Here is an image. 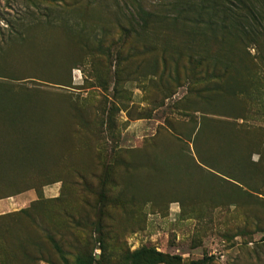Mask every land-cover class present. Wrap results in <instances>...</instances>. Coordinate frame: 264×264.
Listing matches in <instances>:
<instances>
[{
	"label": "rangeland",
	"instance_id": "374dc122",
	"mask_svg": "<svg viewBox=\"0 0 264 264\" xmlns=\"http://www.w3.org/2000/svg\"><path fill=\"white\" fill-rule=\"evenodd\" d=\"M161 1L145 0L157 18L173 12ZM117 3L0 0V200L33 192L0 215V264H124L141 247L264 264L263 42L225 93L172 30L124 35ZM200 121L204 164L184 141ZM155 135L154 172L107 165Z\"/></svg>",
	"mask_w": 264,
	"mask_h": 264
},
{
	"label": "trees",
	"instance_id": "16d2710c",
	"mask_svg": "<svg viewBox=\"0 0 264 264\" xmlns=\"http://www.w3.org/2000/svg\"><path fill=\"white\" fill-rule=\"evenodd\" d=\"M115 5L119 7L118 0H114ZM262 2L261 12L256 8L255 2ZM264 0H162L160 7H167L172 14L157 18L150 4L145 0H122L124 7L131 11L127 17L122 7L119 16V28L124 35L128 34V28L134 32L135 36L153 35L159 37L166 36L167 32L172 33L181 39L187 54L195 53L199 58L195 59L196 67L199 69L200 79L204 82L205 77L211 79V83L216 88H220L225 93L232 94L235 90L232 88V64L234 58L250 56L249 48L258 47L260 42L264 44ZM160 23H165V31L161 30ZM167 37V36H166ZM216 51L213 53L209 48ZM177 52V49L174 50ZM264 53V51H262ZM178 53V52H177ZM174 53V54H177ZM182 53V51H181ZM191 61V60H190ZM253 64V63H252ZM254 66V64H253ZM253 66L249 68L252 71ZM247 68V69H248ZM177 69V68H176ZM157 74V68L151 70ZM243 94H248V88L240 90ZM204 98V96H203ZM240 112L236 113V115ZM139 114L138 118H149ZM167 128L175 135L174 137L181 142L182 137L167 122ZM196 123L194 122V126ZM194 132L189 136L186 143H191L199 162L204 164L200 156L202 142L207 135V126L204 121H200L198 126L194 127ZM165 136L171 135L166 129L161 130ZM158 134V133H157ZM173 136V135H172ZM158 135L151 137L144 142L140 148L128 149L124 151L127 154L125 158H119L113 155V162L104 163L102 157H98L100 162L107 165H120L126 172L135 169L156 170V163L150 156V152L155 150ZM147 150V151H146ZM146 151L145 153H142ZM149 152V153H148ZM110 155V157H112ZM29 190V189H27ZM25 191V190H24ZM17 192L7 197H12L23 193ZM0 199H3L0 197ZM58 247L57 244H55ZM60 252V248H57ZM66 262V260H64ZM93 258L84 259L83 256H77L76 264H92ZM124 264H182L181 256L171 255L160 252L152 247H141L133 252H127L123 258ZM207 258L197 261H191L189 264H206Z\"/></svg>",
	"mask_w": 264,
	"mask_h": 264
},
{
	"label": "crops",
	"instance_id": "0c3cea01",
	"mask_svg": "<svg viewBox=\"0 0 264 264\" xmlns=\"http://www.w3.org/2000/svg\"><path fill=\"white\" fill-rule=\"evenodd\" d=\"M32 194V191H28L9 197L6 200H0V215L9 212L13 209V207H15V205H19L18 208L24 207V202L28 200ZM11 202H13V204H11Z\"/></svg>",
	"mask_w": 264,
	"mask_h": 264
}]
</instances>
